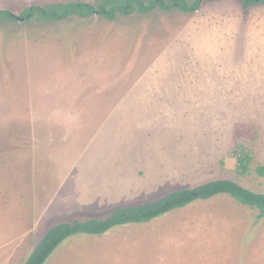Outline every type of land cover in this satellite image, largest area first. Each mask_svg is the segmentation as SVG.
Instances as JSON below:
<instances>
[{
	"label": "rangeland",
	"instance_id": "rangeland-1",
	"mask_svg": "<svg viewBox=\"0 0 264 264\" xmlns=\"http://www.w3.org/2000/svg\"><path fill=\"white\" fill-rule=\"evenodd\" d=\"M238 146L252 156L244 174ZM259 167L264 3L0 24V231L16 235V264L59 222L213 179L264 192ZM44 264H264V216L219 193L149 222L75 233Z\"/></svg>",
	"mask_w": 264,
	"mask_h": 264
},
{
	"label": "trees",
	"instance_id": "trees-1",
	"mask_svg": "<svg viewBox=\"0 0 264 264\" xmlns=\"http://www.w3.org/2000/svg\"><path fill=\"white\" fill-rule=\"evenodd\" d=\"M202 0H97L87 2L81 0L33 4L20 14L8 9H0V24L2 22L30 21L36 18L45 22H59L67 18H87L98 15L109 20L133 14L148 15L162 9L181 10L186 13L197 11ZM244 7L264 0H241ZM234 156L237 157V169L240 174L247 173L252 156L249 151L236 147ZM264 174V167L258 168ZM219 193H227L238 202L256 208L259 217L264 216V192L249 189L235 180L213 179L194 187H184L167 192L156 199L128 204L112 209L108 213L68 222H59L50 227L36 243L24 264H44L56 248L68 237L75 233L103 234L113 227L126 223L149 222L173 209L184 207L196 199H208Z\"/></svg>",
	"mask_w": 264,
	"mask_h": 264
},
{
	"label": "crops",
	"instance_id": "crops-1",
	"mask_svg": "<svg viewBox=\"0 0 264 264\" xmlns=\"http://www.w3.org/2000/svg\"><path fill=\"white\" fill-rule=\"evenodd\" d=\"M147 225H149V223L146 224L145 226ZM0 230H1V227H0ZM140 230L144 231L143 228H139L136 230L138 232L136 235H143L146 233V232L139 233ZM16 243H17L16 235H12V237L7 238V237H4L2 234V231H0V264H16L17 250L20 249L18 247L19 244L16 246Z\"/></svg>",
	"mask_w": 264,
	"mask_h": 264
}]
</instances>
